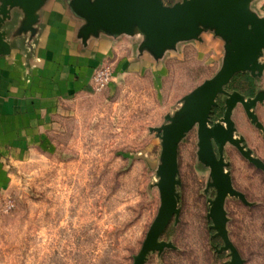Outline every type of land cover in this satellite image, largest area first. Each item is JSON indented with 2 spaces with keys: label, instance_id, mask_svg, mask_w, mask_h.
I'll return each mask as SVG.
<instances>
[{
  "label": "rangeland",
  "instance_id": "rangeland-1",
  "mask_svg": "<svg viewBox=\"0 0 264 264\" xmlns=\"http://www.w3.org/2000/svg\"><path fill=\"white\" fill-rule=\"evenodd\" d=\"M201 31L211 40L199 34L177 42L158 65L72 101L46 150L0 172V264H133L160 207L155 129L226 56L214 31ZM253 86L264 95V73ZM249 87L240 77L225 90L247 98ZM254 112L262 129L241 125L245 112L235 107V136L264 163V102ZM222 156L232 187L246 200L225 199L228 239L243 264H264V172L229 143ZM177 167L179 213L158 239L172 248L148 253L144 264H229L230 251H220L223 241L208 219L216 189L198 156L197 126L177 145Z\"/></svg>",
  "mask_w": 264,
  "mask_h": 264
},
{
  "label": "water",
  "instance_id": "water-1",
  "mask_svg": "<svg viewBox=\"0 0 264 264\" xmlns=\"http://www.w3.org/2000/svg\"><path fill=\"white\" fill-rule=\"evenodd\" d=\"M40 1L0 0V26L13 7H22L28 20L32 21ZM71 5L87 21L84 36L99 30L130 33L138 29L145 37L143 46L157 56L177 42L196 39L202 29L213 30L227 41L220 70L186 96L180 111L173 117H166L165 125L155 129L162 144V165L157 170L160 207L133 264H144L150 252L172 248L171 244L158 239L172 217L179 213L175 192L179 183L176 180L177 145L194 126H197L198 156L210 168L209 186L216 189L208 213L211 228L223 241L220 251H230L229 264H243L228 239L224 203L227 196L243 203L246 200L232 187L222 154L224 145L229 143L249 163L264 172V163L252 156L242 138L234 136L231 120L234 108L240 104L252 124L262 129L253 110L264 101V95L246 99L238 92H227L225 88L239 73L262 74L264 63L259 60L264 52V19L250 13L245 0H179L172 6H165L162 0H72ZM2 37L0 32V47L5 46ZM219 106H222V115L212 122L213 109Z\"/></svg>",
  "mask_w": 264,
  "mask_h": 264
},
{
  "label": "crops",
  "instance_id": "crops-1",
  "mask_svg": "<svg viewBox=\"0 0 264 264\" xmlns=\"http://www.w3.org/2000/svg\"><path fill=\"white\" fill-rule=\"evenodd\" d=\"M177 1L164 0L163 4L172 6ZM245 1L250 13L264 19V0ZM71 2L41 0L32 21L22 7H13L1 23L6 47H0V172L43 152L69 104L99 92L92 81L96 71L109 70L110 86L124 76L158 65L168 50L157 56L144 47L145 37L138 29L130 33L99 30L84 36L87 21ZM210 34L200 32L203 40H211ZM213 42L218 51L225 52V39L218 36ZM261 59L259 62L264 63ZM240 77L250 85L246 97L253 98L256 76L239 73L228 85ZM231 120L235 136L237 121L233 120V113ZM240 121L241 125L248 123L258 129L247 116ZM237 138L245 143L242 135Z\"/></svg>",
  "mask_w": 264,
  "mask_h": 264
},
{
  "label": "built area",
  "instance_id": "built-area-1",
  "mask_svg": "<svg viewBox=\"0 0 264 264\" xmlns=\"http://www.w3.org/2000/svg\"><path fill=\"white\" fill-rule=\"evenodd\" d=\"M164 0H162L163 2ZM93 87L96 91L104 89L111 81V73L107 68H101L93 76Z\"/></svg>",
  "mask_w": 264,
  "mask_h": 264
},
{
  "label": "trees",
  "instance_id": "trees-1",
  "mask_svg": "<svg viewBox=\"0 0 264 264\" xmlns=\"http://www.w3.org/2000/svg\"><path fill=\"white\" fill-rule=\"evenodd\" d=\"M221 111H222V106H219V107L213 109V114L212 115L220 114Z\"/></svg>",
  "mask_w": 264,
  "mask_h": 264
},
{
  "label": "flooded vegetation",
  "instance_id": "flooded-vegetation-1",
  "mask_svg": "<svg viewBox=\"0 0 264 264\" xmlns=\"http://www.w3.org/2000/svg\"><path fill=\"white\" fill-rule=\"evenodd\" d=\"M247 149V148H246Z\"/></svg>",
  "mask_w": 264,
  "mask_h": 264
}]
</instances>
